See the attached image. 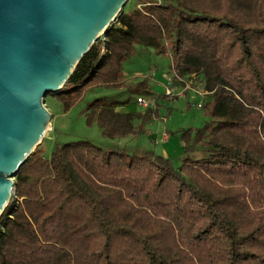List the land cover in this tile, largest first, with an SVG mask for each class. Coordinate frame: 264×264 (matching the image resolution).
Masks as SVG:
<instances>
[{
	"label": "trees",
	"instance_id": "trees-1",
	"mask_svg": "<svg viewBox=\"0 0 264 264\" xmlns=\"http://www.w3.org/2000/svg\"><path fill=\"white\" fill-rule=\"evenodd\" d=\"M147 1L123 10L58 98L70 109L122 87L124 61L152 46L173 82L204 77L210 121L181 135L180 167L90 141L38 149L0 218V264H264V0ZM118 105L96 99L88 123L111 139L141 134V116Z\"/></svg>",
	"mask_w": 264,
	"mask_h": 264
},
{
	"label": "water",
	"instance_id": "water-1",
	"mask_svg": "<svg viewBox=\"0 0 264 264\" xmlns=\"http://www.w3.org/2000/svg\"><path fill=\"white\" fill-rule=\"evenodd\" d=\"M131 0H0V218L51 124L44 100Z\"/></svg>",
	"mask_w": 264,
	"mask_h": 264
},
{
	"label": "rangeland",
	"instance_id": "rangeland-1",
	"mask_svg": "<svg viewBox=\"0 0 264 264\" xmlns=\"http://www.w3.org/2000/svg\"><path fill=\"white\" fill-rule=\"evenodd\" d=\"M145 2L148 1L131 0L126 10L142 7ZM172 65V59L158 49L137 45L135 53L123 63L122 87L92 88L70 109H66L64 102L58 98L59 92L48 94L44 103L52 114V120L37 150L42 148L46 157L50 158L58 145L90 141L107 151L121 150L129 154L152 152L170 158L176 167H180L185 158L181 135L192 128L202 129L210 121L205 106L210 103L211 95L205 93L202 75L187 77L183 86L170 83L173 80ZM142 82L146 84L144 92L134 93L131 89ZM187 85L191 89H186ZM166 87L174 89L173 96H167ZM139 97L154 101L153 107L146 109L139 105ZM100 98L119 103V112H137L141 117L134 121V128L143 132L116 139L105 137L103 129L97 123L89 124L87 117L88 106ZM205 155L203 147H197L192 157L199 159Z\"/></svg>",
	"mask_w": 264,
	"mask_h": 264
},
{
	"label": "built area",
	"instance_id": "built-area-1",
	"mask_svg": "<svg viewBox=\"0 0 264 264\" xmlns=\"http://www.w3.org/2000/svg\"><path fill=\"white\" fill-rule=\"evenodd\" d=\"M104 36H102V39H104ZM172 82H173V80H170V83H172ZM186 89H191V87L189 85H187L186 86ZM166 92H167V96H173V94H174L175 91H174V89H171L170 87H166ZM137 103L139 105H141L142 107L146 108V109H148L150 107H153V105H154V101L149 100L146 97H139V98H137ZM200 107H201V105H199V108Z\"/></svg>",
	"mask_w": 264,
	"mask_h": 264
},
{
	"label": "crops",
	"instance_id": "crops-1",
	"mask_svg": "<svg viewBox=\"0 0 264 264\" xmlns=\"http://www.w3.org/2000/svg\"><path fill=\"white\" fill-rule=\"evenodd\" d=\"M154 1H158V0H154ZM180 88H181V87H180ZM180 88H179V89H180ZM181 89H183V87H182ZM122 109H123V108H122ZM116 110H117V112H119L118 109H116ZM120 113H130V112H129V111H122V112H120ZM167 139H168V137H167Z\"/></svg>",
	"mask_w": 264,
	"mask_h": 264
},
{
	"label": "bare ground",
	"instance_id": "bare-ground-1",
	"mask_svg": "<svg viewBox=\"0 0 264 264\" xmlns=\"http://www.w3.org/2000/svg\"><path fill=\"white\" fill-rule=\"evenodd\" d=\"M49 129V128H48Z\"/></svg>",
	"mask_w": 264,
	"mask_h": 264
}]
</instances>
